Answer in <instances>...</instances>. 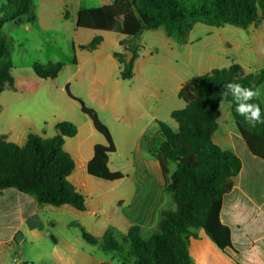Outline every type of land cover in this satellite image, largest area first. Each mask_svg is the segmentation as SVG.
I'll return each mask as SVG.
<instances>
[{
    "label": "crops",
    "instance_id": "crops-1",
    "mask_svg": "<svg viewBox=\"0 0 264 264\" xmlns=\"http://www.w3.org/2000/svg\"><path fill=\"white\" fill-rule=\"evenodd\" d=\"M69 1L35 0L31 15L4 25L10 26L6 34L12 44L18 43L21 53L27 52L33 41V46L43 50V56L14 65L11 53L14 86L6 87L0 95V135L22 146L30 133L52 138L59 122L74 123L78 133L66 138L64 148L75 163L69 180L85 197L86 210L39 205L33 197L15 189L0 190V264L19 263L9 253V249L15 251L13 241L20 237L41 239L44 227L65 214L101 226L103 234L119 231L120 241L131 226H139L142 237L149 238L143 233L157 229L162 210L176 208L175 200L165 190L166 178L157 153L159 122L170 123L172 112L185 107L178 96L180 89L197 76L234 64L245 73L264 71L260 60L264 56L261 17L247 28L199 22L181 43L163 28L145 30L137 40L142 49L134 62V76L122 80L121 65L114 53L123 50L124 36L77 26L80 10L110 5L115 0H71L72 9ZM15 30L22 32L21 40L14 38ZM97 36L103 37L98 48H81ZM56 62L64 66L54 79L39 78L33 70L35 63ZM258 88L264 109V81ZM75 98L95 109L108 126L116 145L109 168L123 173V179L111 182L89 175L94 148L105 140ZM221 107L213 140L242 161L220 211L221 222L230 229L232 246L221 250L203 229H194L188 251L194 264H264V159L248 148L232 119L230 105L226 125L221 126ZM175 170L176 165L171 163L170 173ZM125 180H130L131 188L122 194L118 188ZM110 207L118 208L120 214L111 215ZM84 243L88 244L79 239L63 250L55 248L49 264H133L127 245L123 252L105 253L99 246L83 247Z\"/></svg>",
    "mask_w": 264,
    "mask_h": 264
},
{
    "label": "trees",
    "instance_id": "trees-1",
    "mask_svg": "<svg viewBox=\"0 0 264 264\" xmlns=\"http://www.w3.org/2000/svg\"><path fill=\"white\" fill-rule=\"evenodd\" d=\"M34 4L35 0H3L0 5V95L6 87L14 86L12 42L3 31L4 25L31 15ZM261 17L264 18V0H115L110 5L80 10L77 26L124 36L123 50L114 56L121 65V79L130 80L142 49L137 40L145 30L163 28L169 37L181 43L186 42L189 32L199 22L247 28ZM102 41L103 37L97 36L81 48L95 50ZM126 51L134 53L129 63ZM63 66L62 62L35 63L33 70L39 78L54 79ZM263 81L264 71L245 73L240 65L234 64L213 69L186 83L178 93L185 107L171 114L177 129L159 122L161 140L157 158L166 178L165 190L175 200V210H162L157 229L147 239L142 237L139 226L129 227L122 241L110 230L97 238L83 228L82 239L105 253L123 252L127 245V255L133 258V264H194L188 251L194 229H203L221 250L231 247L230 229L221 222L220 211L224 196L234 187L242 161L232 150L217 145L213 136L218 129L220 105L229 103L232 119L248 148L264 159V123L253 126L237 113L231 93L223 95L228 83L258 88ZM76 100L105 140L94 148L87 168L89 175L111 182L123 179V173L109 168L116 145L108 126L95 109ZM249 103L260 105L264 119L260 98ZM57 130L59 133L52 138L30 133L22 146L0 135V190L12 188L33 197L39 205L56 208L69 205L83 212L86 199L69 180L75 163L64 148L66 138L76 136L78 129L74 123L62 121L57 124ZM171 163L176 165L173 174Z\"/></svg>",
    "mask_w": 264,
    "mask_h": 264
},
{
    "label": "rangeland",
    "instance_id": "rangeland-1",
    "mask_svg": "<svg viewBox=\"0 0 264 264\" xmlns=\"http://www.w3.org/2000/svg\"><path fill=\"white\" fill-rule=\"evenodd\" d=\"M91 1V0H88ZM3 3V0H0V5ZM71 0L69 1L70 8L72 9ZM66 8V7H64ZM59 12V10H58ZM10 27V26H7ZM3 28V31L6 33L8 28ZM261 30L264 32V26H260ZM13 36L15 39L21 40L23 38V34L20 31L15 30L13 33ZM42 41V39H40ZM264 44V42H263ZM20 48L18 46V43L15 42L12 44V61L14 65H20L22 60H32L36 59L43 53V50H39V48L33 46V41L31 43V46L28 48L27 52L21 53ZM263 56V55H261ZM261 62L264 64V56L261 57ZM222 119H221V126L224 124L226 125L225 122V117H226V112L229 110V103H222ZM168 121L170 123V126H174L173 129H177V125L174 122L172 118H169ZM223 121V122H222ZM131 188V182L130 180H125L119 185L118 191L122 194L125 192L127 193L129 189ZM170 196V199L174 202V199L172 198L171 194H168ZM128 199V198H127ZM126 199V200H127ZM110 211L111 215L113 212L117 214H120L118 211V208L114 207L108 209ZM56 220V218L54 219ZM74 220V221H71ZM72 222V223H68ZM85 221L79 219H76L72 217L70 214H65L62 217H59L55 222H52L51 225H46L44 227L45 234L41 239H37L35 237H25L24 239L18 238L17 240L13 241V251L12 249H9V253L12 257V259H17L19 263L16 264H24L25 262L28 263H33V264H49L52 260V255L55 253L54 249H60L63 250L67 244L74 242L76 240L82 239V228L89 234L101 238L104 234L102 232V227L97 226L94 227V223L91 222L89 223H84ZM105 226H107V222H105ZM103 234V235H102ZM144 236H150L152 234V231H144ZM5 235V232L1 234V237ZM115 238L120 241L121 238V232L117 231L114 233ZM122 240V239H121ZM83 247H88L90 249L91 246L88 244H85ZM96 248V247H94ZM126 249V245L124 247V251ZM102 254V253H100ZM120 263V262H118Z\"/></svg>",
    "mask_w": 264,
    "mask_h": 264
},
{
    "label": "clouds",
    "instance_id": "clouds-1",
    "mask_svg": "<svg viewBox=\"0 0 264 264\" xmlns=\"http://www.w3.org/2000/svg\"><path fill=\"white\" fill-rule=\"evenodd\" d=\"M225 88L227 91L223 95L226 97L231 93L236 102V111L239 115L244 116L253 126L256 123H264V119L261 118L260 105L258 103H249V101L258 100L261 97V89L244 88L238 83H228Z\"/></svg>",
    "mask_w": 264,
    "mask_h": 264
},
{
    "label": "water",
    "instance_id": "water-1",
    "mask_svg": "<svg viewBox=\"0 0 264 264\" xmlns=\"http://www.w3.org/2000/svg\"><path fill=\"white\" fill-rule=\"evenodd\" d=\"M134 57V53L132 51H126V62L129 63L132 61ZM57 133H59V131L57 130Z\"/></svg>",
    "mask_w": 264,
    "mask_h": 264
}]
</instances>
